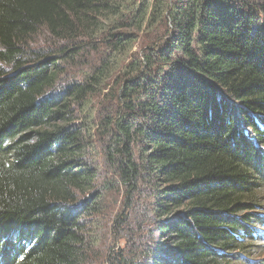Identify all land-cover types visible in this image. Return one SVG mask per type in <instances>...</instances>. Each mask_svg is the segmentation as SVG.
<instances>
[{
  "label": "trees",
  "instance_id": "16d2710c",
  "mask_svg": "<svg viewBox=\"0 0 264 264\" xmlns=\"http://www.w3.org/2000/svg\"><path fill=\"white\" fill-rule=\"evenodd\" d=\"M261 240L264 0H0V264H264Z\"/></svg>",
  "mask_w": 264,
  "mask_h": 264
},
{
  "label": "rangeland",
  "instance_id": "374dc122",
  "mask_svg": "<svg viewBox=\"0 0 264 264\" xmlns=\"http://www.w3.org/2000/svg\"><path fill=\"white\" fill-rule=\"evenodd\" d=\"M47 39H49L47 37V34L44 31H40L39 34H37L34 37L33 41L31 42V47H42L46 44L45 42ZM138 39L140 42L141 41L146 42V40H147V38L143 34H141V38L138 37ZM137 47H139V45ZM91 52H93V51L86 49V51H84L83 53H81L79 55V57L76 59V63L78 64V67H82L83 70H85V68H86V70H88V65H90L92 59L94 58V56L91 54ZM85 62H87V63H85ZM70 70H71V72H74L77 69L75 68V66H73ZM60 80L54 85V87L52 89H50L48 94L55 93L56 89L59 87V85L61 83ZM101 169L105 172L104 173L105 175L107 174V178H110L107 168H103L102 164L99 166V170H101ZM142 188H143V186H142ZM142 188H140V189L144 192L143 196L145 198V194H146L147 190H146V188L145 189H142ZM124 198H125V188L123 186H119L118 189H113V190L108 189L107 190L106 196H105L104 201H103V210H102V215H101L102 220L100 221V223L103 224V226L101 228L102 240L100 241V243L102 241H104V236H105V238L110 240L111 235H109V233H108V226H109V224L114 223L115 214L122 212V208L124 206ZM133 199H138V202H140L139 198L133 197ZM142 199H143V197H142ZM141 212L142 211H139V209H137L136 206L132 210L128 211V214H129L128 221L130 222L131 225H127L126 228L120 232V234L116 233V235H115L113 233L115 236V244L111 243L109 245V247H114V249H117L119 246L122 248H126L129 244H131V241L136 240V235H134V233H133V235H131V230L134 232L133 225L136 226L135 222L139 221ZM132 236H133V238H132ZM96 252H97V249H96ZM98 253L102 256L104 251L99 249ZM250 256L253 259L262 261L261 263H264V240H261V243L258 245L257 248H255L251 252ZM95 257L98 258L96 255H95ZM256 260H253V261H256ZM108 263H109V260L105 259L100 264H108Z\"/></svg>",
  "mask_w": 264,
  "mask_h": 264
}]
</instances>
